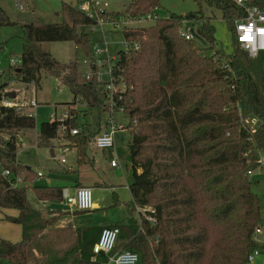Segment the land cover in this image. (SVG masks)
<instances>
[{
	"label": "trees",
	"instance_id": "16d2710c",
	"mask_svg": "<svg viewBox=\"0 0 264 264\" xmlns=\"http://www.w3.org/2000/svg\"><path fill=\"white\" fill-rule=\"evenodd\" d=\"M196 1L220 10L234 34L235 20L246 14L234 0ZM248 3L263 5V0ZM158 4L159 0H134L125 11L109 15L142 16ZM68 10L70 22L36 19L23 24L17 77L25 84H39L45 69L68 85L74 98L81 95L87 101L98 95L100 111L129 114L131 215L126 222L111 225L121 229L114 251L140 252L139 264H251L248 256L258 246L253 237L261 220V204L249 171L264 158V52L251 57L236 45L225 67L226 58L215 47L212 16L200 12L193 18L192 23L199 26L191 39L180 33L189 16L159 17L148 27L124 30V39L138 43L139 48L121 50L114 60L112 73L120 90L114 93L111 107L104 102L109 94L96 77L80 81L76 61H60L40 45L73 41L92 54L86 26L97 24V18L71 6ZM12 23L0 6V25ZM199 42L214 50L212 54H202ZM7 86V82L0 84V99ZM69 113L62 137L76 147L82 164L88 160L91 128L79 126V114ZM241 117L255 124L242 122ZM60 126L59 121L42 122L38 145L51 147V139L61 138ZM75 127L81 132L72 134L70 129ZM33 128L35 116L0 102V210H18L17 216L6 217L22 227L20 241L0 238V264H103L102 257L93 260V246L103 228L93 226L81 228V240L68 254L56 259L48 252L41 259L32 257L35 239L46 238L52 222L36 217L37 212L28 206V186L45 201L63 200L66 188L34 185L38 173L19 161L18 136ZM101 130L100 124L94 136ZM5 170L9 173L4 174ZM148 207L155 209V221L133 216L137 208L152 214ZM41 250L37 252L43 255Z\"/></svg>",
	"mask_w": 264,
	"mask_h": 264
},
{
	"label": "rangeland",
	"instance_id": "374dc122",
	"mask_svg": "<svg viewBox=\"0 0 264 264\" xmlns=\"http://www.w3.org/2000/svg\"><path fill=\"white\" fill-rule=\"evenodd\" d=\"M84 0H0L1 8L6 12L9 19L13 22L8 25H0V84L7 82V90L17 93L15 101H19L23 110L32 113L36 118V128L26 129L18 136L17 157L20 162L31 167L37 174L44 176L36 177L34 185H63L68 193L72 195L75 191V184L81 181L93 185V201H97L99 208L92 211L80 212L66 202V199L60 201H51L56 209L69 210L60 211L58 214H48L52 222L47 230L46 238L42 240L35 239L31 255L33 258L45 256L48 253L51 257L64 256L69 250L76 246L75 228L79 223H89L95 228H104L108 223H115L124 217L131 215L129 204L132 195L129 189L133 181V170L129 150V141L132 138V132L127 128L130 122V116L123 110L119 111H100L98 106V95L91 98L88 92L84 93L90 96L89 99L78 95L74 98L73 90L66 84L59 81L50 71L43 69L39 84H25L17 77V65L22 62L23 51V24L34 22L36 19L43 23H62L71 21L69 6L78 8ZM92 8L88 14L96 17L98 23L86 26V31L90 40V47L93 46L92 54H88L86 49L79 47L73 41H48L40 45L43 49L52 53L57 59L63 62L76 61L78 64V76L80 81L91 82L93 77L96 79L99 87H103L102 80H108V71L121 50H125L124 28L114 26L106 22V17L112 12H123L129 4L124 2H133L134 0H90ZM99 4V5H98ZM160 18H167L172 13L190 17V25L193 27V18L203 12L206 16L213 17L215 26V47L225 58H228L235 52L236 39L233 28L222 18V13L218 9H211L209 5L203 3L201 6L196 0H159L157 5ZM99 8H106V13H99ZM213 13V15H212ZM99 22L104 23L107 34L103 32ZM156 21H144L140 27H148ZM199 23L194 26L197 28ZM203 48L202 54L211 55L212 49L207 44L199 42ZM95 45L107 49V53L95 54ZM16 58L17 64L11 65V59ZM101 66V63H105ZM99 64V66H98ZM96 67V70H95ZM264 67V63H263ZM98 72V73H97ZM86 75L89 78L86 79ZM101 80V81H99ZM106 90V87H105ZM98 94L100 92L98 90ZM35 98L38 106H31L30 100ZM71 101V102H70ZM69 102V103H68ZM109 103L108 100L104 101ZM94 104L92 106L91 104ZM74 108V109H72ZM71 111L78 113L79 126H90V141L87 147L88 160L80 164L78 162V150L75 146L69 145V140L64 138V131L59 129L61 138L50 140L49 145H38V130L42 122L50 121L53 114L61 115L62 112ZM112 118L119 129L115 136V147L111 149L98 148L93 141L94 134L100 124L103 126L106 119ZM65 146L69 147L64 152ZM54 151L52 156L51 150ZM112 153L119 161L118 167L111 165ZM61 157L66 158V162L60 161ZM69 170V171H68ZM253 190L258 195L261 204V220L259 226L264 229V169H257L253 175ZM95 182H99L95 183ZM86 183V184H84ZM33 187V186H32ZM31 185L27 189L28 206L40 213L43 204L36 197ZM52 204L48 203V206ZM47 206V205H46ZM18 210L8 209L6 215L0 212V237L18 242L22 239V227L20 224L11 221L6 216H16ZM133 216L139 220L145 217L144 211L137 208ZM99 225V226H97ZM79 228V227H78ZM263 233V232H262ZM68 236V237H67ZM120 242V241H119ZM119 246V243L117 247ZM42 247H44L42 249ZM42 249V250H41ZM38 251L45 252L43 255ZM140 254V252H138ZM71 256V255H70ZM141 256V254H140ZM45 261H47L45 259ZM45 262L44 264H46ZM7 264V263H2Z\"/></svg>",
	"mask_w": 264,
	"mask_h": 264
},
{
	"label": "built area",
	"instance_id": "2783aa9c",
	"mask_svg": "<svg viewBox=\"0 0 264 264\" xmlns=\"http://www.w3.org/2000/svg\"><path fill=\"white\" fill-rule=\"evenodd\" d=\"M237 5L244 8L245 15L237 20H235L234 23V29H235V39H236V45L241 48L242 50H245L248 52V54L251 57H256L261 52H264V0L263 5L258 4H249L248 0H234ZM99 5V4H98ZM92 8V2L90 0H84L78 7L79 10L82 12L88 14L89 10ZM159 8L156 7L153 11L147 13L146 15L142 16H130V15H117L112 16L109 15L108 18L106 17V22L116 26H120L124 28L125 30H136L140 28V24L144 21H153L157 20L159 18L158 13ZM106 8H99V13H105ZM91 15V14H88ZM92 16V15H91ZM190 19L184 20V24L186 27L181 29L180 33L184 35L187 39H191L194 37L193 31L196 30L194 26L196 24L190 25ZM99 24L102 26L103 32L107 34L106 29L103 27L104 23L99 22ZM125 41V48L130 49L131 46L134 48H139L138 43L131 44L128 40L124 39ZM108 50L104 49L102 47H99L95 45L94 47V53L95 54H103L107 53ZM17 64L16 58L11 59V65L15 66ZM105 63H101V66L105 65ZM114 64V63H113ZM113 64L110 66L108 71L109 79L103 82L102 85L106 91L109 94V99H107L110 103V106H113V97L114 93L120 90V87L116 84L115 78L113 76L112 70H113ZM229 65L228 58L224 59V66L227 67ZM99 66V64H98ZM98 73V72H97ZM89 78V75H86V79ZM98 80V77H97ZM234 87V86H232ZM15 98H9L6 95L3 96L2 99H0V102L4 104L5 106L14 107L17 112H25L23 110V106L18 101H15ZM31 106H38V102L35 98H32L29 102ZM27 113V112H25ZM32 116H34L32 113H28ZM69 110L66 112H62L61 115L53 114L50 118V122L53 121H59L61 122L60 129L65 130L64 120H66L69 117ZM242 122H251L253 125L255 124V120H244L243 117H241ZM119 129V126L117 123L110 117L106 119L105 123L102 126V130L97 133L93 137L94 144L101 149H111L115 147V136L117 134V131ZM70 132L72 134H77L81 132V128L75 127L71 128ZM69 147L65 146L64 152L68 150ZM60 161L62 163L66 162L65 157H61ZM111 165L113 167L119 166V161L117 157L112 153V159H111ZM257 169H264V158L262 157L260 160V165ZM249 171L250 174L254 175L256 170ZM9 170H5L4 174H8ZM38 175L41 177L43 174L38 173ZM18 182H21V178L17 179ZM64 198L66 199V202L71 207L75 208L76 210H90L94 208L95 202L93 201V192L92 188L89 186H78L75 188V191L72 195L68 193L67 188L64 189ZM140 210L144 211L145 217L150 220L151 222L155 221V218L153 217V214L155 213V209L152 207H148V210L152 214H146V208H139ZM120 227L118 226H106L102 229L99 239L93 246V260H98L99 257H102L101 260L103 261V264H139L140 263V254L137 251L130 250V249H123L119 251H114L115 246L117 243L118 236L120 234ZM262 233L261 226H258L254 233V241L259 244L260 241V234ZM261 254V247L258 245L256 248H254L249 256L248 261L250 263H253L255 258Z\"/></svg>",
	"mask_w": 264,
	"mask_h": 264
},
{
	"label": "crops",
	"instance_id": "0c3cea01",
	"mask_svg": "<svg viewBox=\"0 0 264 264\" xmlns=\"http://www.w3.org/2000/svg\"><path fill=\"white\" fill-rule=\"evenodd\" d=\"M20 137V136H19ZM53 156V155H52ZM27 166V165H26ZM29 167V166H28ZM69 171V170H68ZM42 176H44V175H42ZM41 176V177H42ZM79 183H81V184H83L81 181H78L76 184H79ZM95 183H98L99 184V182H95ZM75 184V188H76V185ZM84 184H86V183H84ZM48 185H50V184H48ZM86 186H89V187H91L92 188V186L93 185H90V184H86ZM40 202L43 204V207H42V211L40 212V213H38L37 211V216L36 217H45L46 215H48V214H58V212H60V211H66V212H69V210H72V209H69V210H59V209H56V206L51 202V201H45V200H40ZM48 203H50V204H52V205H50V206H48ZM47 205V206H46ZM99 208V204H98V202L97 201H95V205H94V208L93 209H90V210H77V211H80V212H85V211H92V210H96V209H98ZM73 209H75V208H73ZM76 210V209H75ZM8 211V209H6V210H0V212L1 213H3V214H5L6 215V212ZM17 216V215H16ZM129 215H124V217L122 218V219H120L119 221H116L115 223H118V222H126L128 219H129ZM115 223H108V225H113V224H115ZM84 226H93V225H91V224H89V223H82V224H80L79 223V228L78 227H76L74 230H75V236H76V244H78V242L81 240V237H82V231H81V228L82 227H84ZM97 226H99V225H97ZM96 227V226H95ZM261 229H262V232L263 233H261L259 236H260V241H259V246L261 247V254L260 255H258L256 258H255V260H254V262L253 263H251V264H264V229H263V226L261 227ZM68 237V236H67ZM1 238V237H0ZM118 250H120V249H118Z\"/></svg>",
	"mask_w": 264,
	"mask_h": 264
},
{
	"label": "water",
	"instance_id": "95a60500",
	"mask_svg": "<svg viewBox=\"0 0 264 264\" xmlns=\"http://www.w3.org/2000/svg\"><path fill=\"white\" fill-rule=\"evenodd\" d=\"M124 3L127 5L130 4V2H124ZM6 96L13 99V98H15V93H14V91H7ZM51 153L54 156L53 149L51 150Z\"/></svg>",
	"mask_w": 264,
	"mask_h": 264
}]
</instances>
